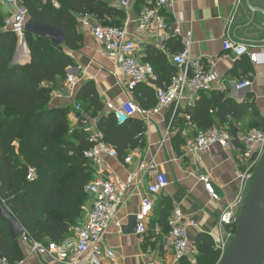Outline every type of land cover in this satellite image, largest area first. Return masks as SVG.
I'll list each match as a JSON object with an SVG mask.
<instances>
[{"label": "crops", "instance_id": "1", "mask_svg": "<svg viewBox=\"0 0 264 264\" xmlns=\"http://www.w3.org/2000/svg\"><path fill=\"white\" fill-rule=\"evenodd\" d=\"M108 1L115 9L123 11V15L114 17L106 14L105 18L100 20L94 16L77 15L83 40L78 49L70 52L76 65L67 70L68 75L72 74L76 79L70 86L66 85V79L59 82L52 92L50 107H71L68 116L71 128L77 129L83 124L89 132V140L93 128L94 134L103 141L104 135L98 127L101 116L114 115L113 108H119L127 100H133L148 111L147 116L134 115L145 122L147 130L144 134V145L128 148L125 154L118 157L104 156L102 163L94 167V177L100 173L114 180L126 181L129 177L132 178L117 216L121 225L112 223L101 244L103 251L111 249L115 251V255H103L101 264H176L173 250L168 245V227L171 229L173 211L176 208L181 209L189 223L190 249L200 233L211 235L216 242L225 232L233 231L232 226H220V216L230 205L239 213L242 205L239 198L244 200L247 192L239 177V147L242 145L234 140L228 148L215 143L207 151L197 150L194 142L200 129L189 120L187 109L196 105L200 92L195 95L188 89L187 99L183 103L159 106L156 96L146 95L142 89L144 85H152L155 90L166 86L165 83H162V86L158 84L161 77L156 69L155 78L151 83H142L144 85L134 92L128 91L127 78L109 58L105 45L95 38L92 27L85 25L83 21H99L98 23L104 25L101 22L116 20L121 23L119 26L125 25L129 38L136 43L135 57L142 63L152 65L154 64L149 58V53L155 50L156 53L164 54L166 64L178 66L172 58L174 54L182 52L189 41L191 57H201L212 74V91L226 92L238 102L244 101L248 95H253L256 109H251L237 126L238 132L246 133L255 129L249 125L255 117L264 119V14L257 12L250 24L252 13L246 0H177L172 11L166 13L171 25L170 30H162L153 24L147 31H141V15L145 9L153 6L155 0H130L126 8H122L116 0ZM251 2L264 8V0ZM1 8L9 16V8L2 3ZM226 39L245 43L252 52L260 56L261 61L257 63L250 61L248 55L242 56L252 66L250 73L244 74V68L240 65L237 68V60L240 57H236L233 51L224 49ZM30 60V50L26 43L19 51L15 63L24 64ZM155 64L154 68L162 67L161 62ZM179 69L180 67L178 71ZM244 78L250 79L252 85L238 90L235 84ZM87 81L95 83L105 105L104 111L99 113L97 118L89 116L78 99L80 89ZM191 97L194 99L192 103L189 99ZM78 106L80 109H77ZM215 120L217 122L212 126L227 128L231 132L228 122L222 123L217 117ZM178 132L180 137H176ZM129 156L132 161L125 162V158ZM157 172L166 173L171 183L162 192L153 195L149 193V186ZM202 174L210 177L220 196L218 200H214L208 193L199 178ZM88 195L82 215L70 234L62 242L48 240L43 243H76L92 203V197ZM147 197L153 200L154 208L149 216L147 231L139 234L130 219L136 216ZM167 204L171 207L168 215L165 208ZM18 241L22 249V258L17 262L20 264H65L67 260L82 259L72 249H69L65 260L33 253L30 250L33 239L27 235H22Z\"/></svg>", "mask_w": 264, "mask_h": 264}, {"label": "trees", "instance_id": "2", "mask_svg": "<svg viewBox=\"0 0 264 264\" xmlns=\"http://www.w3.org/2000/svg\"><path fill=\"white\" fill-rule=\"evenodd\" d=\"M19 1L28 10V20L62 29L66 41L56 45L49 38L25 31L31 60L24 64L14 63L19 37L6 28L7 12L1 8L0 0V199L22 223L27 237L39 242H62L82 215L89 196L86 187L94 178L95 170L93 163L84 156V151L93 145L89 132L82 123L80 128H71L68 117L71 107H50L52 92L67 78L68 68L76 65L70 52L78 49L83 40L77 15L100 20L106 14L122 16L123 11L112 7L108 0ZM101 23L121 24L116 20ZM149 58L153 66L156 62L162 63V67L154 68L161 77L158 84L169 85L178 66L166 64L164 54L155 50L149 53ZM239 65L244 68V74L252 70L242 56L237 60V68ZM142 89L146 95L156 96L159 102L152 85H144ZM78 99L92 118L104 111L105 105L92 81L83 84ZM251 109H256L253 95L238 102L226 92L211 90L201 91L196 105L188 108L187 113L199 129L210 128L217 122L215 117L222 123L228 122L238 144V123ZM135 117L123 125H118L113 114L100 117L99 130L119 155L145 143V122ZM249 125L264 129V119L255 117ZM176 137H180L179 132ZM31 169L35 170L33 179L28 178ZM165 208L168 215L171 207L167 204ZM232 228L236 231V224ZM194 246L197 253L186 255L176 264H218L220 261L221 252L211 235L200 233ZM0 256L7 257L12 264L22 258L18 238H13L9 222L1 215Z\"/></svg>", "mask_w": 264, "mask_h": 264}, {"label": "built area", "instance_id": "3", "mask_svg": "<svg viewBox=\"0 0 264 264\" xmlns=\"http://www.w3.org/2000/svg\"><path fill=\"white\" fill-rule=\"evenodd\" d=\"M122 7L126 8L130 0H116ZM177 0H155L151 8L143 11L139 28L141 31H147L150 26L156 24L162 30H170L171 25L166 16L175 6ZM3 6L9 8V16L6 20V28L13 30L19 39H25V27L28 21V10L20 3L19 0H1ZM55 5L59 7L56 2ZM85 25L92 27V33L95 38L105 45L107 55L112 59L117 67L127 78L126 86L128 91L134 92L139 84L151 83L155 78V69L151 63H142L135 57L136 43L128 36L126 26L102 25L92 20L83 21ZM82 23V22H81ZM190 42H186V48L177 54H174L172 60L174 64L180 67L179 71L172 77L171 83L162 88H157V97L159 106L167 107L173 104L183 103L187 99L186 92L189 89L195 95L201 91H211L212 74L203 63L201 57L192 58L189 52ZM224 49L233 51L236 57L248 55L254 63L261 61L260 56L250 50L245 43L226 39ZM76 77L69 74L66 78V85L74 84ZM252 85L250 79H244L235 84L238 90L248 88ZM190 103L194 101L193 97L189 98ZM77 109H80L78 106ZM114 116L118 124H125L129 118L136 114L148 115L133 100L125 101L119 108H113ZM90 141L92 147L84 151V156L89 159L93 166H99L103 157H118L117 149L111 144L103 141L93 130ZM235 140L232 133L227 128L214 125L206 130L200 129L195 138V148L201 152L207 151L215 143H219L224 148L231 146ZM237 140L241 143L239 177L244 185L248 187L249 181L253 180L256 168L264 156V129H251L246 133L238 132ZM131 156L125 158V162H131ZM35 177V170L31 169L28 175L29 179ZM200 180L205 184L206 189L214 200L220 198L210 177L207 174L200 175ZM132 178L126 181L114 180L111 177L102 174L96 175L86 189L92 197V203L87 213L85 222L81 226L77 241L74 245L66 243H57L51 241L47 244L39 241L32 242L30 250L42 256H50L58 260H65L69 249H72L81 256V260H67L65 264H101L103 255L113 257L115 251L107 249L102 250L101 244L103 238L112 223L121 225L117 216L119 209L124 201L125 194L130 188ZM171 183L166 173L157 172L154 181L149 186V193L157 195L167 188ZM243 198L239 202L243 203ZM154 208V202L147 197L143 200L139 212L136 214L138 228L137 232L143 234L147 231V223L150 213ZM233 206L230 205L222 212L220 216V226H233L235 218L238 216ZM189 223L185 220L181 209L176 208L173 211L172 226L168 233V245L173 250L174 257L178 262L186 255L196 254V247L189 248L188 238ZM235 231L229 230L225 235L218 238L215 242L221 252V258L228 250L234 237ZM26 235V234H25ZM0 264H12L5 256H0ZM20 264V263H16Z\"/></svg>", "mask_w": 264, "mask_h": 264}, {"label": "water", "instance_id": "4", "mask_svg": "<svg viewBox=\"0 0 264 264\" xmlns=\"http://www.w3.org/2000/svg\"><path fill=\"white\" fill-rule=\"evenodd\" d=\"M252 13V21L257 12L264 14V8L255 6L251 0H246ZM25 31H30L38 36L49 38L56 45H62L66 41L64 31L54 25L29 19ZM26 41H20L18 50L14 56V63L20 50ZM0 215L9 222L13 238H19L26 234V230L16 216L0 199ZM134 229L137 231L138 222L133 216ZM236 231L230 246L218 264H263L264 262V156L261 158L253 182L248 188L240 212L235 218Z\"/></svg>", "mask_w": 264, "mask_h": 264}, {"label": "rangeland", "instance_id": "5", "mask_svg": "<svg viewBox=\"0 0 264 264\" xmlns=\"http://www.w3.org/2000/svg\"><path fill=\"white\" fill-rule=\"evenodd\" d=\"M20 41H22V39L20 40L19 39V43H20ZM19 46V45H18ZM252 182H253V180L252 181H249V183H248V187H247V189H246V191L248 190V188L250 187V185L252 184ZM241 208V207H240ZM263 264H264V262H263Z\"/></svg>", "mask_w": 264, "mask_h": 264}]
</instances>
